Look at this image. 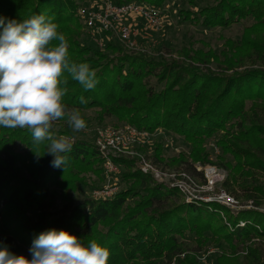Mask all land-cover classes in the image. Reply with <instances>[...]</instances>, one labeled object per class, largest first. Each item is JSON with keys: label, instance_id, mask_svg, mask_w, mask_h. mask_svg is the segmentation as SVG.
<instances>
[{"label": "trees", "instance_id": "obj_1", "mask_svg": "<svg viewBox=\"0 0 264 264\" xmlns=\"http://www.w3.org/2000/svg\"><path fill=\"white\" fill-rule=\"evenodd\" d=\"M112 1L119 5L142 2L161 8L168 0ZM81 3L82 0H0V17L5 21H22L39 14L50 17L66 37L70 59L86 62L96 71L99 83L93 90L85 91L69 78L63 98L69 108H96L100 119L116 118L149 134L161 128L169 130L192 145L189 158L202 165L212 163L206 143L216 137L222 154L219 165L230 174L223 185L236 199L243 197L256 208L261 206L264 0H217L215 5L196 13L188 12L189 17L182 13L185 20L209 29L251 21L239 40L226 43L229 52L223 59L200 51L194 56L186 54L192 63L184 65L156 60L146 53L130 54L111 40L105 50L118 54L116 57L107 56L96 45L82 46L78 16ZM190 3L194 4V0ZM81 96L87 103L80 102ZM54 131L72 136L64 120L57 122ZM161 149L156 146L157 162L164 159ZM65 155V171L63 167L54 168L53 157L46 154L44 144H33L30 131L0 128V246L23 255L36 236L55 228L80 237L85 244L96 240L108 248V264H200L181 242L190 235L196 238L198 249L207 243L228 245L229 253L222 250L215 264H264L261 248L248 247L251 242L264 241V213L249 210L233 218L228 209L216 204L181 202V195L157 185L129 160H117L126 170L125 190L110 198L75 204L70 194L81 186L93 189L90 174L102 179L104 157L96 144L84 140H74L71 152ZM185 157L174 161L184 163ZM189 170L200 175L192 164ZM59 198L62 207L52 212ZM222 212L229 217L227 223H223ZM241 221L246 222L244 227ZM16 238L20 246L14 242ZM239 249L246 251L245 263L236 258Z\"/></svg>", "mask_w": 264, "mask_h": 264}, {"label": "clouds", "instance_id": "obj_2", "mask_svg": "<svg viewBox=\"0 0 264 264\" xmlns=\"http://www.w3.org/2000/svg\"><path fill=\"white\" fill-rule=\"evenodd\" d=\"M0 28V128L27 129L33 144H44L53 157L51 166L65 171L74 137L57 135L54 128L61 120L73 133L87 127L80 111L64 103L67 84L71 78L85 91L93 90L97 73L88 63L70 59L65 35L44 14L22 21L0 17ZM80 102L87 103L83 96ZM29 252L31 259L0 246V264H108L110 257L96 240L85 244L55 228L36 236Z\"/></svg>", "mask_w": 264, "mask_h": 264}, {"label": "rangeland", "instance_id": "obj_3", "mask_svg": "<svg viewBox=\"0 0 264 264\" xmlns=\"http://www.w3.org/2000/svg\"><path fill=\"white\" fill-rule=\"evenodd\" d=\"M98 1L99 0H82V3L80 4V7L78 9V16L82 24V31H81L82 35L79 43L82 46L89 45L92 47H96L95 46L96 44L90 41L88 37L89 35H87L86 32L84 19L82 15H80L79 10L80 8L89 7L90 5ZM216 2L217 0H194V4H191L190 0H168L165 3V5L161 7L162 15H163V28L159 32H155L153 30L147 29L145 25L141 24L140 19H138L135 22L137 28L134 29L138 32V37L136 39L137 47H138L137 50L133 49L130 51L129 49H127L122 43L119 42L117 36H110V38L112 37L110 40L111 42H117L121 44V46H124L128 50V53L130 54L146 53L149 56L155 57L156 60H165V61H174V62L176 61L182 65H184L185 63L186 64L192 63V60L187 59L185 57L186 54H190L191 56H194L195 54L201 53L200 51H203V53L209 52L211 54H216L218 58L223 59L224 53L229 52L225 47L226 43L229 40L231 41L239 40L243 34L244 28L246 26H249L251 24V21L241 22L239 24L232 25L228 28L209 29V28H204L202 26L194 25L190 21L185 20L183 16L185 14L187 17H189L190 13H196L200 8H203L205 6L215 5ZM108 42L109 41H106L103 47L97 46V48L105 51V54H107V56L109 57H116L118 54H114L113 52L105 50V47L108 44ZM193 66L200 67L198 64H194V63ZM200 68L202 69V67ZM213 70H215L214 67ZM251 104L252 102L250 101L248 103V108L251 106ZM79 111L81 113L82 118L86 121L87 127L80 132L73 133L71 131V135L74 137V140H84L95 144L99 130L109 127L121 128L125 125H128L126 123L119 122L116 118L100 119L98 117V110L96 108L88 109V110H79ZM216 141L217 138L213 137L212 139L208 140L206 143V151L209 153L210 160L212 161V163H208L205 165H202L200 163H195L193 162V160L189 158L192 147L190 143L185 141L181 136H178L177 134L163 128L158 129L154 134H150L149 137H147L146 139L147 144L144 151L146 153H150V155L152 154L153 159H155L156 161L157 160L155 158L156 146L158 145V147H161L162 148L161 153L164 159L163 161H159L158 163L160 164V166H162L163 168L169 171H175V170L180 171L181 169L189 170V166L191 164L196 166L197 168H199L200 166L211 165L220 172L223 171L225 174L224 181L219 183L218 185H215V187L217 186V188L220 189L222 188L225 181L229 178L230 174L228 170L224 169L219 165V163H221L220 157L222 154H221V150L216 144ZM182 157L183 158L185 157L184 163L182 162L176 164L175 163L176 161L174 160L181 161L180 158ZM1 160H4L3 156H1ZM123 160L124 158L121 159V161ZM225 160L232 162V159L229 157H226ZM116 163L120 165V170H121L117 176H111L105 171L104 168L105 161H104V163L100 167V169L102 170V179L99 180L98 178H96V176L90 174L89 177L91 178V183H93L94 186L93 189L81 186L76 193L70 194V198L72 199L73 203L76 204L86 199L99 200L102 198H108L114 196L115 194L121 192L122 190H125L128 183L124 181L123 173L126 170L124 168V165L120 161H116ZM190 173L194 175L192 172ZM259 178H261L259 182L264 186V175H260ZM199 184L201 185V183ZM224 188L227 190L226 187ZM165 190L167 189L165 188ZM228 193L232 195L230 191H228ZM180 200L181 202L186 203L185 199H183L182 197ZM236 200H238L242 205L247 203V201L243 197H240L239 199ZM62 203L63 201L61 200V198L57 199L51 211L53 212L55 209L61 208ZM202 206L205 205L203 204ZM220 207L222 208V206ZM251 210L252 212L257 211L264 213V199L261 202V206L257 208L254 206V208H252ZM244 211H249V210H244ZM241 212H243V209H241L240 212L230 211V214L233 218H236ZM225 217L226 220L223 217H221L223 223H227L229 221L228 220L229 217H227L226 215ZM6 220L9 219L6 218ZM1 221H3V219H0V222ZM18 241L19 239L16 238L14 242H16V245L20 246ZM0 242H2V238H0ZM181 242H183L186 249L191 251V254L196 255V258L200 264H215L216 259L220 255H222V250L229 253V247L224 242H220L219 244H213L208 246L207 244L210 243H207L201 249H198V244L194 236L187 235L186 238L181 240ZM206 247L207 248L213 247L216 250L215 254L209 256L206 255L207 253ZM248 247H253V248L259 247L261 248V251L263 252L264 255V241L251 242ZM25 251L26 253H24L23 255L26 256L28 259H30L31 253L29 252V248H25ZM243 251L244 249H239L236 254V258L240 260V263L241 262L245 263L244 256L246 254V251L245 253Z\"/></svg>", "mask_w": 264, "mask_h": 264}, {"label": "built area", "instance_id": "obj_4", "mask_svg": "<svg viewBox=\"0 0 264 264\" xmlns=\"http://www.w3.org/2000/svg\"><path fill=\"white\" fill-rule=\"evenodd\" d=\"M79 12L84 19L90 41L98 47H103L106 41H110L112 38L110 36H117L119 42L127 49L137 50L138 32L134 28H137L135 22L138 19L147 29L155 32L163 28L162 9L142 2L119 5L111 0H99L89 7L80 8ZM149 135L131 125L99 130L95 144L104 157L105 171L111 176H117L121 170L116 161L124 158V160L133 161L136 168L143 175L150 177L157 185L176 191L186 203L217 204L232 212L254 208L252 201L240 204L234 196L228 193L224 185L220 189L215 187L224 181L225 174L211 165L199 168L194 166L200 173V175H195L192 172L195 176L190 173V170L169 171L160 166L153 159L152 154L144 151ZM222 217L226 220L224 212H222ZM245 225L246 222H240L241 227ZM215 252L216 250L211 247L207 249L206 255H213Z\"/></svg>", "mask_w": 264, "mask_h": 264}]
</instances>
